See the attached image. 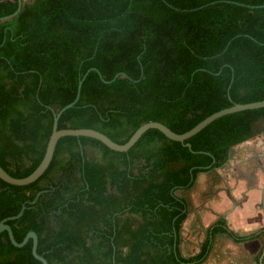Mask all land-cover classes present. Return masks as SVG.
I'll list each match as a JSON object with an SVG mask.
<instances>
[{"label":"trees","instance_id":"1","mask_svg":"<svg viewBox=\"0 0 264 264\" xmlns=\"http://www.w3.org/2000/svg\"><path fill=\"white\" fill-rule=\"evenodd\" d=\"M18 1L0 0V18ZM85 74L58 129L92 128L119 144L150 121L185 133L222 109L264 100V0L24 1L0 22V165L11 176L41 163L54 114ZM262 133L264 108L214 120L185 141L191 149L157 129L127 152L62 137L33 183L0 178V222L26 204L7 224L17 242L36 232L49 264H201L212 244L181 253L187 200L177 191ZM212 231L250 239L224 219ZM32 249V239L16 247L0 233V264H42Z\"/></svg>","mask_w":264,"mask_h":264},{"label":"crops","instance_id":"2","mask_svg":"<svg viewBox=\"0 0 264 264\" xmlns=\"http://www.w3.org/2000/svg\"><path fill=\"white\" fill-rule=\"evenodd\" d=\"M235 147L223 166L199 173L193 188L206 184L204 190L182 195L187 217L180 250L185 257L195 256L210 239V252L201 264H264V133ZM215 172L207 182L206 175ZM221 219L238 236L250 239L236 242L226 233H213Z\"/></svg>","mask_w":264,"mask_h":264},{"label":"water","instance_id":"3","mask_svg":"<svg viewBox=\"0 0 264 264\" xmlns=\"http://www.w3.org/2000/svg\"><path fill=\"white\" fill-rule=\"evenodd\" d=\"M18 2L19 3H18L17 10L13 14L1 17L0 22L7 20V19H11L20 12V10L22 9V6H23V0H19ZM214 3H216V1L211 2L210 5L214 4ZM251 7L255 8L256 6H251ZM257 7H261V6H257ZM120 75H121V73L116 74V76L110 81H107L105 79H103V80L106 83H110V82H113L114 80H116V78L119 77ZM86 76H87V74H85L83 76V78H81L79 80L77 95H76V98L74 99V101H72L71 103L67 104L66 106L62 107L57 112H55L52 134L49 138L45 155H44L41 163L38 165V167L30 175H28L24 178H16V177L11 176L0 165V178L2 180H4L5 182H7L9 184L18 185V186L28 185V184H31L34 181H36L38 178H40L44 174V172L50 166L52 159H53V156H54V153H55L56 145H57L58 141L60 140V138L65 137V136L91 137V138H94L96 140H99L100 142L105 144L108 148H110L114 151L127 152V151H129L130 148H132L138 142V140L142 137V135L145 132H147L149 129H157V130L161 131L167 138L174 140V141L182 142L183 144H185V146H187L191 149V144L185 143V141L187 139L193 137L197 133H199L202 129H204L206 126H208L214 120H216L222 116H225V115H228L231 113H235V112H239V111H243V110L264 108V100L256 101V102H252V103H246V104H234L233 106H231L229 108L222 109V110L208 116L203 121L198 123L195 127H193L191 130H189L185 133H182V134H178V133L174 132L168 126H166L165 124H163L161 122L150 121V122H147V123H144L143 125H141L134 132V134L131 136V138L126 143L119 144V143L113 141L106 134H104L98 130L92 129V128L58 129V123H59V119H60L61 115L67 109L72 108L78 102L80 95H81V89H82L83 81L86 78ZM235 149H236L235 146L230 148L228 160H231L233 158V153H234ZM25 209H26V204H23L20 212L17 215L10 216V217L3 219L0 222V233L6 230L9 234L11 242L16 247H22L30 239H32L33 240L32 252H33L34 257L36 259H38L39 261H41L42 264H49L47 259L45 257H43L42 255H39L37 252L38 235L36 232L29 231L22 242H17L14 235H13V231H12L11 226L9 224H7V221H9V220L20 218L23 215Z\"/></svg>","mask_w":264,"mask_h":264},{"label":"rangeland","instance_id":"4","mask_svg":"<svg viewBox=\"0 0 264 264\" xmlns=\"http://www.w3.org/2000/svg\"><path fill=\"white\" fill-rule=\"evenodd\" d=\"M25 2H30V0H24ZM217 173L215 172V173H208L206 176H207V182H209V180H210V182H212V176L213 175H216ZM226 174H230V172H227V173H225V175ZM201 175V174H200ZM218 185H220V183H218ZM206 186V184L205 185H203V186H201L200 188H197V186L196 187H192L191 189H189V190H179L178 191V195L179 196H182V195H184V196H186V195H190L193 191H195L196 193L197 192H201L202 190H204V188H206L205 187Z\"/></svg>","mask_w":264,"mask_h":264},{"label":"flooded vegetation","instance_id":"5","mask_svg":"<svg viewBox=\"0 0 264 264\" xmlns=\"http://www.w3.org/2000/svg\"><path fill=\"white\" fill-rule=\"evenodd\" d=\"M23 2H24V0H23ZM179 191V190H178ZM178 191H177V194H178Z\"/></svg>","mask_w":264,"mask_h":264}]
</instances>
